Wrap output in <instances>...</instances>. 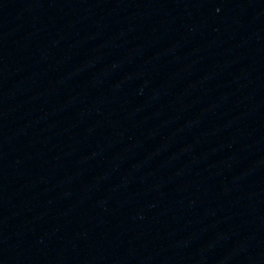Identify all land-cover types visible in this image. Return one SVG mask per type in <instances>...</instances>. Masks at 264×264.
<instances>
[{"label":"water","instance_id":"1","mask_svg":"<svg viewBox=\"0 0 264 264\" xmlns=\"http://www.w3.org/2000/svg\"><path fill=\"white\" fill-rule=\"evenodd\" d=\"M0 264H264V0H0Z\"/></svg>","mask_w":264,"mask_h":264}]
</instances>
